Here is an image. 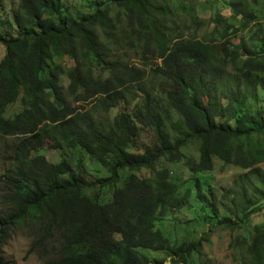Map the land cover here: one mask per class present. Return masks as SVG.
<instances>
[{"label":"trees","instance_id":"obj_1","mask_svg":"<svg viewBox=\"0 0 264 264\" xmlns=\"http://www.w3.org/2000/svg\"><path fill=\"white\" fill-rule=\"evenodd\" d=\"M87 1L76 16L63 0H0V137L13 140L0 264L28 220L50 264H214L194 225L233 231L264 208V1L215 0L231 14L210 19L188 0ZM145 126L155 149L139 145ZM189 148L239 168L221 197ZM186 156L185 173L168 167ZM236 244V264H264V225Z\"/></svg>","mask_w":264,"mask_h":264},{"label":"rangeland","instance_id":"obj_2","mask_svg":"<svg viewBox=\"0 0 264 264\" xmlns=\"http://www.w3.org/2000/svg\"><path fill=\"white\" fill-rule=\"evenodd\" d=\"M178 1V0H177ZM193 1L197 6V12L198 15L202 18L210 19L211 16H229L231 14V11L229 8L225 7L221 2H215V0H188ZM264 0H260V2H263ZM10 1H4V4L7 6L10 5ZM63 3L68 6L76 16L84 13H88V1L87 0H63ZM263 22V19L261 23ZM264 26V22L262 23ZM213 25H210L208 30H212ZM206 31V30H205ZM204 31V32H205ZM202 32L200 35H203ZM239 37L234 38V42L239 41ZM4 47L0 44V59L4 56ZM68 65H73V60L71 57H67L64 59ZM63 61V63H65ZM61 84L64 86L68 85V79L66 77H62L60 80ZM262 93V92H261ZM264 93V92H263ZM11 110L14 112L16 110H20L22 114H24L27 110H25L20 105H15L11 108ZM13 140L10 138H3L0 137V146H7V144H11ZM139 145H149L151 148L155 149L157 148V144L155 141V136L152 131H150L146 126L144 127L142 131V136L139 138ZM187 150H190L193 158H195V161L198 163V171L204 172L207 174H212L213 177H215V180L213 182L214 189H216L217 194L221 197L222 194L233 185L234 177L238 173H240V170L236 166L227 165L224 166L222 162L218 159H206L201 154H199L197 151L194 150V148H189ZM10 154L13 155V151H10ZM56 151L55 150H48L47 157L49 159L56 157ZM72 154L70 153V156ZM9 153H3L2 149L0 148V175L3 173L4 169L8 167V163L10 162ZM189 159L188 156L183 160V163L179 164H167L170 169H175V172H184V161H187ZM86 163V171L89 174L88 177L91 179L95 177V175H102V172L96 173L95 168L98 167L97 163L94 160H84ZM264 170V164L259 165ZM73 169L77 171L82 170V166L80 163L73 164ZM103 170V169H102ZM145 174H149V171H144ZM106 173L105 170H103V174ZM94 181V178L92 179ZM1 187V184H0ZM106 191V193H105ZM87 194H89V191H85ZM101 192V191H100ZM102 197H106L108 200L111 196L110 191L108 189H103L101 193ZM218 197V200L220 199ZM226 204H223L222 202L219 203V209L220 214L223 215L226 212H230L229 205L226 201H224ZM261 205L259 208H262ZM1 208V203H0ZM181 220V222H185L186 219L189 220L191 215H181L178 216ZM232 219H236L234 216ZM170 222V221H169ZM176 223V221H174ZM184 224V223H183ZM263 226L264 225V208L262 211L258 214H254L250 222L245 224L241 227V229L236 230H229L225 228H217L215 226H218L216 224L212 225L211 223L206 224V226L201 224H195L193 233L195 236H201L204 232H209L210 237L207 241L203 243L204 245V252H205V258L207 259V256L211 258L212 262L214 264H236L239 262V256L238 249H235L236 242H239V237L242 238L247 234L253 233V229L255 226ZM215 227V229L210 230V228ZM39 233L37 226L31 223L30 220H28L26 223L18 225L14 227L11 237L9 238L8 242L3 245V255L7 261V264H50L51 258L47 255L44 257L42 253L40 254L39 249L37 248L34 251H31L33 243L35 239L37 238L36 234ZM181 228H179L176 231V235H179L181 237ZM50 240V238H48ZM153 256L157 258H166L164 264H168L170 259L166 257V255L162 252H152Z\"/></svg>","mask_w":264,"mask_h":264},{"label":"clouds","instance_id":"obj_3","mask_svg":"<svg viewBox=\"0 0 264 264\" xmlns=\"http://www.w3.org/2000/svg\"><path fill=\"white\" fill-rule=\"evenodd\" d=\"M15 105H20V104H15ZM13 107V106H12ZM22 107V106H21ZM28 111H26V113H27ZM16 226H18V225H16Z\"/></svg>","mask_w":264,"mask_h":264}]
</instances>
